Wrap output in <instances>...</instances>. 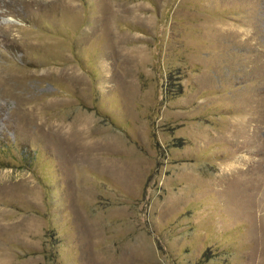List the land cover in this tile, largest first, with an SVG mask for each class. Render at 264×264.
Here are the masks:
<instances>
[{"label":"rangeland","instance_id":"1","mask_svg":"<svg viewBox=\"0 0 264 264\" xmlns=\"http://www.w3.org/2000/svg\"><path fill=\"white\" fill-rule=\"evenodd\" d=\"M0 264H264V0H0Z\"/></svg>","mask_w":264,"mask_h":264}]
</instances>
